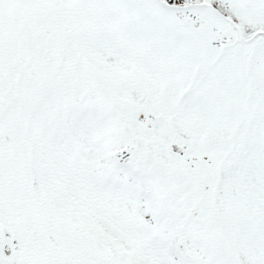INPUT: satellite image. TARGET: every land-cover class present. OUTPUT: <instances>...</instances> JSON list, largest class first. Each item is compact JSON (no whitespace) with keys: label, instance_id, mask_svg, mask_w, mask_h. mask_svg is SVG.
<instances>
[{"label":"snow or ice","instance_id":"snow-or-ice-1","mask_svg":"<svg viewBox=\"0 0 264 264\" xmlns=\"http://www.w3.org/2000/svg\"><path fill=\"white\" fill-rule=\"evenodd\" d=\"M0 264H264V0H0Z\"/></svg>","mask_w":264,"mask_h":264}]
</instances>
